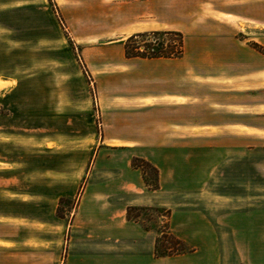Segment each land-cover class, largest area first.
I'll list each match as a JSON object with an SVG mask.
<instances>
[{
	"label": "crops",
	"instance_id": "obj_1",
	"mask_svg": "<svg viewBox=\"0 0 264 264\" xmlns=\"http://www.w3.org/2000/svg\"><path fill=\"white\" fill-rule=\"evenodd\" d=\"M151 1L141 0L148 6ZM212 3L189 12L182 56L124 54L121 66L101 76L109 85L110 97L103 104L106 129L96 143L84 192L77 198L70 190L66 151L64 165L35 171L47 179H31L25 193L16 186L13 197L2 201L20 202L27 209H0V264H193L199 259L204 249L197 245L184 254L158 256L161 229L143 225L141 217L128 219L127 213L132 207H170L189 186L212 188L213 171L224 170L229 153L244 161L246 152L256 151L255 140L264 139V38L245 30L264 28V1L233 0L219 9ZM8 104L3 100L1 105ZM8 117L0 112V124ZM7 134L14 132L0 125V135ZM201 155L204 164L196 163ZM136 158L157 170L158 189H151L142 168L133 166ZM9 164L16 163L0 158V171ZM74 167L84 170L81 163ZM69 198H77L71 221L58 215ZM211 217L212 212L204 214ZM170 231L186 247L193 244L171 225ZM225 247L222 264L243 263L240 245ZM229 251L237 255L227 261ZM257 261L252 257L250 264Z\"/></svg>",
	"mask_w": 264,
	"mask_h": 264
},
{
	"label": "rangeland",
	"instance_id": "obj_2",
	"mask_svg": "<svg viewBox=\"0 0 264 264\" xmlns=\"http://www.w3.org/2000/svg\"><path fill=\"white\" fill-rule=\"evenodd\" d=\"M3 1L0 112L10 117L1 119L0 125L14 135H0V158L16 164L1 166L0 209L18 212L27 208L2 199L13 197L17 187L27 192L31 179H47L35 172L45 165L56 168L68 162L70 190L77 198L84 192L96 143L106 129L103 104L110 97L109 85L101 76L122 65L125 40L141 32L167 30L182 32L186 38L190 11L194 14L201 6L207 8L208 2H213V9H219L222 2H233L153 0L148 6L141 0ZM261 12L263 17V6ZM245 30L252 31L253 38H264L261 26ZM257 45L252 41L254 48ZM3 100L9 103L7 109L1 105ZM254 144L256 151L246 152L244 161L228 154L224 170L213 171L212 188L189 186L178 203L159 209L137 208L132 215H139L145 226L172 234L171 225L192 239L187 252L194 245L204 249L193 264H222L226 244L244 249L242 264H250L252 257L261 261L254 264H264V139ZM84 149L85 156L81 154ZM60 151L62 155L57 153ZM196 158V163L204 164L205 156ZM80 163L83 171L74 167ZM142 170L149 183L156 182L152 168ZM77 198L64 200L60 206L63 215H58L71 221ZM187 212L192 213L191 219ZM208 212L212 217L206 219ZM164 240L170 245L169 239ZM236 253L227 252L226 260L235 259Z\"/></svg>",
	"mask_w": 264,
	"mask_h": 264
},
{
	"label": "trees",
	"instance_id": "obj_3",
	"mask_svg": "<svg viewBox=\"0 0 264 264\" xmlns=\"http://www.w3.org/2000/svg\"><path fill=\"white\" fill-rule=\"evenodd\" d=\"M256 48L259 49L260 47L257 45ZM124 49L127 58H177L182 56L184 53V36L182 33L174 31L141 32L134 34L125 40ZM260 51H262L261 48ZM133 166L142 169L144 166H148L152 168L157 175V170L152 167L149 162L143 159H134ZM146 184L151 189L159 188L157 180L155 183L151 184L146 179ZM134 209L137 208L132 207L128 209V219H137L140 217L139 215L138 217H134L132 215L131 211ZM58 213L61 216L63 215L61 213V207L58 209ZM161 231V236L158 238L156 245V254L158 256L167 257L187 253V247L181 239L171 233H167L163 230ZM164 239H169L170 245L165 244Z\"/></svg>",
	"mask_w": 264,
	"mask_h": 264
}]
</instances>
